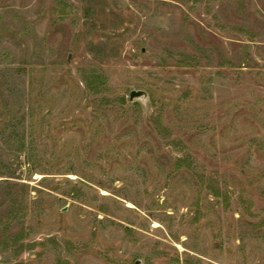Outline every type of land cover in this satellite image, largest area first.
I'll return each mask as SVG.
<instances>
[{"label": "rangeland", "instance_id": "374dc122", "mask_svg": "<svg viewBox=\"0 0 264 264\" xmlns=\"http://www.w3.org/2000/svg\"><path fill=\"white\" fill-rule=\"evenodd\" d=\"M0 264H264V0H0Z\"/></svg>", "mask_w": 264, "mask_h": 264}, {"label": "water", "instance_id": "95a60500", "mask_svg": "<svg viewBox=\"0 0 264 264\" xmlns=\"http://www.w3.org/2000/svg\"><path fill=\"white\" fill-rule=\"evenodd\" d=\"M140 92H138V91H132L131 93H130V99H134L136 96H140Z\"/></svg>", "mask_w": 264, "mask_h": 264}]
</instances>
